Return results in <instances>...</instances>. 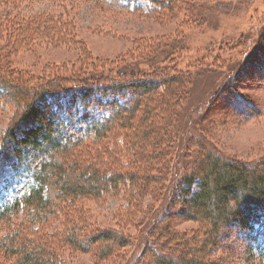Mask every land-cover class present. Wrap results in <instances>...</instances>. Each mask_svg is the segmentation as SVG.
<instances>
[{
	"label": "rangeland",
	"instance_id": "obj_1",
	"mask_svg": "<svg viewBox=\"0 0 264 264\" xmlns=\"http://www.w3.org/2000/svg\"><path fill=\"white\" fill-rule=\"evenodd\" d=\"M107 2L0 0V78L7 87L6 91H0V203L10 204L28 185L27 174H16L11 165L15 161L12 154L15 140L31 125L28 120L20 119L22 101L28 99L31 87L47 86L48 82L65 85L69 78L86 77L91 72L114 76L125 62H136L144 71L151 70L165 64L154 45L177 39L182 51L176 54L178 58L171 67L192 73L195 81L193 101L187 106L192 116L181 123L188 127L187 123L191 122V127L187 130L180 127L185 135L180 134L178 151L170 159L174 166L170 172V188L145 195L144 210L132 208L133 200L124 197L125 192H109L62 202L58 197L52 200L55 209L46 208L53 214L39 224L31 210L8 214L0 220V264H17L19 229L25 217L30 222L25 237L36 242L44 238L52 254L62 259L63 264H141V261L152 264L153 258L165 251L178 259L184 252L192 253L191 256L197 253L207 264H264L252 233L236 223L225 226L205 250L200 249L209 236L204 232L207 227L204 223L186 220L178 210L180 204L173 202L178 194L175 187L183 174L182 166L189 157L188 146L186 150L184 146L191 136L199 138L206 144L207 152L215 156L239 160L250 167L259 163L264 166V0H232L220 7L206 0L202 17L194 21L183 12L176 18L148 15L150 4L145 0H138L139 9L133 11L111 9ZM42 14L52 18L61 34L72 32L66 37L68 40H49L45 32L27 28L28 20H36ZM176 14L179 13L176 11ZM147 44L152 53L145 50ZM218 76L222 80L218 81ZM225 83L230 84L237 98L241 96L240 102L235 105V98L230 97L215 107L213 101L226 96ZM21 86L26 87L19 94H11ZM218 91L220 94L214 98ZM201 112H204L202 123L198 122ZM80 113L82 121L95 116L90 112ZM83 124L73 127L66 137L75 139ZM113 148L114 142H101L89 149L84 147L73 156L79 154L85 164L83 168L90 163L101 172L118 167L121 170L125 163ZM142 149L135 146L132 156L129 151L128 160ZM191 154L188 159L193 162L197 155ZM30 162L34 167L38 164L35 160ZM73 163L78 165L80 161ZM83 168L78 171L80 176ZM54 196L52 192L51 197ZM146 207L148 215L157 217L162 211H174L167 223L171 240L163 236L154 240L158 229L146 219ZM107 229L120 233L124 245L116 246L105 260L99 258L97 248L82 252L73 248L69 238L64 239L68 233L81 238ZM148 239L153 242L147 244L146 255L153 252L154 256L142 260L140 250Z\"/></svg>",
	"mask_w": 264,
	"mask_h": 264
},
{
	"label": "trees",
	"instance_id": "obj_2",
	"mask_svg": "<svg viewBox=\"0 0 264 264\" xmlns=\"http://www.w3.org/2000/svg\"><path fill=\"white\" fill-rule=\"evenodd\" d=\"M137 1L108 0L107 4L110 3L111 9L133 11L139 9ZM145 1L150 4L148 15L176 18L183 12L192 21L202 17L201 13L206 6V0ZM211 1L216 7L232 2ZM25 25L32 31L36 29V32H45L47 39L57 42L68 38L72 33L61 34L52 18L44 14L36 20H28ZM150 44L145 47L147 53L153 52L149 48ZM154 46L165 64H158L151 70L144 71V67L136 62H125L114 76L91 72L86 77L82 75L69 78L65 85L48 82L47 86L29 89L31 94L22 101L20 119L28 120L31 125L15 140L16 146L12 152L15 161L11 165L16 174H27L29 181L26 189L10 204L0 203V220L8 214L31 210L39 224L47 221L49 215L53 214L46 208L55 209L56 205L52 200H57L58 197L62 202L109 192H125L124 197L128 196L133 200L132 208L140 207L144 210L145 195H155L170 188V172L174 167L171 165V155L178 151V140L182 138L180 134L184 136L183 130L191 127V122L187 123L188 127L181 123L184 118L187 120L192 116L187 106L193 101L191 94L195 75L192 77V73L179 70L176 66L171 67L178 58L175 57L176 54L182 51L177 39H167ZM238 74L239 72L235 79ZM219 80L222 77L218 76ZM4 82L0 78V91H6ZM224 85L226 96H221V100H214L215 107L222 102L224 104L230 97L235 98L233 104L240 102L241 96L237 94L238 98L236 97L230 84ZM25 87H18L20 90L11 94H19ZM219 91L214 98L220 94ZM80 112H90L95 116L82 121ZM203 113L201 112L198 122L202 123ZM81 124L84 127L78 136L68 139L66 136L71 129ZM9 134L14 137V133ZM101 142H114L113 149L118 151L121 162L125 163L121 170L118 167L111 172H101L90 163L83 168L85 164L79 154L73 156L78 150L84 147L89 149ZM205 145L199 138L194 139L192 136L186 142L184 147L186 150L188 146L187 156L192 157L191 153H194L197 158L192 162L188 157L182 166L183 174L176 184L178 194L173 202L180 204L181 209L178 210L186 220L204 223L207 227L204 232L209 236L201 243L200 249L205 250L225 226L236 223L241 229L252 233L259 255L264 257V166L259 163L256 167H250L239 160L220 158L207 152ZM135 146L143 149L135 151L134 157L128 160L129 151L132 156ZM71 158L80 163L74 164ZM30 160L38 162L36 167L32 166ZM82 168L80 176L78 171ZM52 192H55L54 197H51ZM147 211L146 207V219L149 218L154 228L158 229L154 240L157 241L161 236L171 240L167 223L174 211H162L158 217L151 213L148 215ZM26 219L27 217L23 219L19 229L16 263L63 264L62 259L52 254L54 252L44 238H39L40 241L36 242L25 237L30 226ZM23 224L26 227H22ZM68 238L75 250L86 252L97 248L101 260L109 258L116 246L124 245L120 233L111 229L96 231L81 238L72 233L69 236L68 233L64 239ZM147 241L140 250L142 260L154 256L153 252L150 256L146 255L149 249L147 244L152 240ZM202 250L198 252L201 253ZM166 252L154 257L152 264H207L197 253L194 254L196 256H191L192 253L184 252L178 259V256L174 257ZM141 262L144 264L146 261Z\"/></svg>",
	"mask_w": 264,
	"mask_h": 264
}]
</instances>
